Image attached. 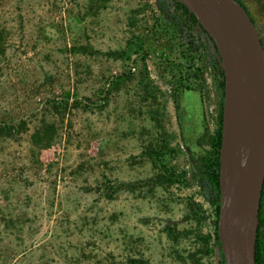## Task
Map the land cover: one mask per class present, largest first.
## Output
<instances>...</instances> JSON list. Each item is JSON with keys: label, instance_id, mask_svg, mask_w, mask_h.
<instances>
[{"label": "rangeland", "instance_id": "obj_1", "mask_svg": "<svg viewBox=\"0 0 264 264\" xmlns=\"http://www.w3.org/2000/svg\"><path fill=\"white\" fill-rule=\"evenodd\" d=\"M166 1L108 0L97 8L95 0H0V123L26 121L19 132L0 133V264H116L128 256L181 264L179 254L190 262L189 253L200 244L193 236L174 243L165 231L175 222L178 229L192 227L182 222L187 197L204 205L203 231L213 234L214 206L195 163L216 127L217 83L210 68L202 93L189 92L178 107L169 69L158 67L160 42L144 47L145 62L157 104L166 106L163 124L179 150L172 162L188 171V183L133 193L107 189L109 182L153 173L141 153L160 129L150 114L156 106L144 100L138 83L145 54L134 57V81L102 93L101 101L106 82L128 68L105 54L148 33L154 17L167 18ZM243 1L263 31L264 0ZM198 38L206 43L202 34ZM205 52L211 61L210 45ZM67 91L70 105L56 113L47 100ZM75 96L83 101L78 107ZM182 106L190 114L192 148L182 137ZM44 119L54 122L58 139L39 149L31 136ZM214 249L204 264H220Z\"/></svg>", "mask_w": 264, "mask_h": 264}, {"label": "trees", "instance_id": "obj_2", "mask_svg": "<svg viewBox=\"0 0 264 264\" xmlns=\"http://www.w3.org/2000/svg\"><path fill=\"white\" fill-rule=\"evenodd\" d=\"M108 0H95V5L97 8L105 7ZM242 6L251 13L244 3L243 0H237ZM169 2V3H168ZM167 4L170 5L169 15L167 18L164 16L154 17L152 28L148 33H138L135 34L132 39H130L124 49L111 50L105 55L113 59H120L127 62L128 68H126L110 78L104 87L100 90V93L105 95L112 91L121 90L123 84L128 81H134V65L137 64L136 55H142L147 53L144 47L149 44L153 46L156 42H160L161 53L158 67L163 63L166 65L165 68L169 69V75L171 79L169 80L173 86L174 95L176 97L178 107L183 104L184 98L187 94L193 90H197L200 93L206 87V77L205 73L212 69V75L214 81L217 83L219 92V109L218 117L216 122V127L208 141L209 148L201 149V154L197 157L195 165H199L198 168L201 172V177L199 178L204 196L211 202L214 206L215 213V228L213 234L205 233L203 231V224L207 218L206 210L204 205L199 201L194 200L193 197H187L184 199L186 213L183 215V223L192 224L191 228L178 229V223L168 224L165 227V231L168 237L175 243H178L180 239L192 237L195 239L196 243L200 246L195 252H191L188 258L191 259L190 262L186 258L179 254V260L181 264H204V256L212 255L215 251L216 246L219 249L220 264H225L224 256L220 246V240L218 236V218L220 210V186H219V166H220V147L222 140V119H223V104H224V73L220 65L221 60L216 46L210 36L205 32L203 27L199 24L197 18L189 11V9L183 5L179 0H167ZM166 4V5H167ZM174 9V11H172ZM174 12V13H173ZM253 22L255 23L253 17L251 16ZM203 35L205 37L206 43L198 38V35ZM262 43L264 46V30L260 31ZM210 45L214 50L215 54L212 55L211 61L208 60L206 54L207 46ZM84 50V48H79ZM1 51V50H0ZM89 51V50H88ZM167 53L164 54V52ZM1 53V52H0ZM146 54L142 56L143 68H140L138 83L142 85L144 93V100H149L152 105L156 106L150 109L151 119L154 121L155 126L160 129L159 133L151 136L150 141L145 146L142 156L149 159L152 164V174L140 180H117L108 183V191L111 193L126 191L134 192L137 189H153L170 187L175 184L186 185L188 183V171H180L177 166L173 164L172 160L176 157L179 152L178 148L173 146V134L169 133L164 124L163 120L166 116V106L158 105L156 97L153 92L157 86H154L153 80L150 78V72L148 70V65L145 62ZM104 95L100 97L101 101L105 100ZM74 103L73 107H78L79 104H83L82 100H79L77 96L73 97ZM71 93L67 91L62 94L61 97L49 98L47 102L53 108L56 113H62L70 105ZM90 105L91 102H87ZM180 103V104H179ZM85 105V104H84ZM100 105V103L98 104ZM179 111V124L182 131V137L187 146L193 147L191 141L188 137V133L191 130V126L186 123L189 119L187 111ZM187 115H186V114ZM153 123V125H154ZM26 125V121L22 120L19 125L14 126L7 123H0V133L13 134V131L19 132ZM32 142L36 148H48L53 145V143L58 139L56 137V127L54 122H50L46 119L42 121V124L37 128V130L32 134ZM199 161V162H198ZM201 253V254H199ZM256 264H264V185L262 190L261 204L259 210V227L256 242ZM116 264H150L148 260L143 257L128 256L125 261L117 262ZM210 264V262L208 263Z\"/></svg>", "mask_w": 264, "mask_h": 264}, {"label": "water", "instance_id": "obj_3", "mask_svg": "<svg viewBox=\"0 0 264 264\" xmlns=\"http://www.w3.org/2000/svg\"><path fill=\"white\" fill-rule=\"evenodd\" d=\"M179 1L213 40L224 73L218 218L224 262L256 264L264 185V46L261 34L237 0Z\"/></svg>", "mask_w": 264, "mask_h": 264}]
</instances>
